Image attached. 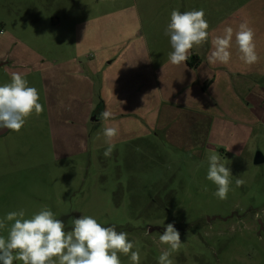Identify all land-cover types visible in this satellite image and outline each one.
<instances>
[{
    "label": "rangeland",
    "instance_id": "374dc122",
    "mask_svg": "<svg viewBox=\"0 0 264 264\" xmlns=\"http://www.w3.org/2000/svg\"><path fill=\"white\" fill-rule=\"evenodd\" d=\"M173 9L205 11L198 67L169 61ZM245 21L259 61L243 63L233 37L230 62L209 64L212 39ZM13 72L44 111L0 137V219L47 207L71 231L92 216L128 233L139 264H158L173 223V264H264V0H0V85ZM211 151L231 170L225 200L206 179Z\"/></svg>",
    "mask_w": 264,
    "mask_h": 264
},
{
    "label": "clouds",
    "instance_id": "9594fccd",
    "mask_svg": "<svg viewBox=\"0 0 264 264\" xmlns=\"http://www.w3.org/2000/svg\"><path fill=\"white\" fill-rule=\"evenodd\" d=\"M208 28L203 9L185 12L173 9L165 29L172 48L169 53L171 64H185L190 50L208 41ZM255 36V30L247 21L241 22L235 30L226 26L223 34L211 41L208 63L226 65L230 62L233 37L240 60L247 65L257 63L260 57L256 51ZM39 100L38 90L29 86L22 73L13 72L10 82L0 85V129L19 132L33 113L39 116L44 111ZM112 117L113 113L106 108L98 118L107 121ZM103 134L108 144L104 156L108 158L114 151L112 141L118 136L119 128L105 127ZM207 161L206 179L217 187L213 195L225 200L231 190V170L216 151L207 155ZM235 184L241 187L244 181L237 178ZM257 219H260L259 215ZM72 225L71 231H65V223L47 207L31 218H25L24 210L7 213L0 219V230L7 229V235H0V264H14V261H21L22 264H121L119 254L129 256L132 264H139V250H133L136 245L128 239L127 232H118L115 226L104 227L95 218L86 215L73 219ZM159 241L167 245L168 250L158 256V264H173L170 257L182 244L180 232L173 223L165 226Z\"/></svg>",
    "mask_w": 264,
    "mask_h": 264
},
{
    "label": "water",
    "instance_id": "95a60500",
    "mask_svg": "<svg viewBox=\"0 0 264 264\" xmlns=\"http://www.w3.org/2000/svg\"><path fill=\"white\" fill-rule=\"evenodd\" d=\"M92 120L95 121L96 118L94 117ZM9 131L10 130L9 129H6V128L5 129H0V137L6 135ZM263 163H264V157L260 153H258L255 156L254 164L255 165H261Z\"/></svg>",
    "mask_w": 264,
    "mask_h": 264
},
{
    "label": "trees",
    "instance_id": "16d2710c",
    "mask_svg": "<svg viewBox=\"0 0 264 264\" xmlns=\"http://www.w3.org/2000/svg\"><path fill=\"white\" fill-rule=\"evenodd\" d=\"M200 58L196 55H192L191 57H189L188 61H186V64L190 67V68H194V67H198L200 65Z\"/></svg>",
    "mask_w": 264,
    "mask_h": 264
},
{
    "label": "crops",
    "instance_id": "0c3cea01",
    "mask_svg": "<svg viewBox=\"0 0 264 264\" xmlns=\"http://www.w3.org/2000/svg\"><path fill=\"white\" fill-rule=\"evenodd\" d=\"M96 121H98V122H99V120H95L94 122H96Z\"/></svg>",
    "mask_w": 264,
    "mask_h": 264
}]
</instances>
